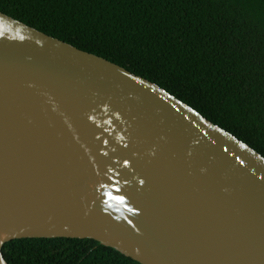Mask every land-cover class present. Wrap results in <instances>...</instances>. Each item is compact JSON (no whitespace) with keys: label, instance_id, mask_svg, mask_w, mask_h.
<instances>
[{"label":"water","instance_id":"1","mask_svg":"<svg viewBox=\"0 0 264 264\" xmlns=\"http://www.w3.org/2000/svg\"><path fill=\"white\" fill-rule=\"evenodd\" d=\"M24 239L93 240L140 264H264V156L0 11V264Z\"/></svg>","mask_w":264,"mask_h":264},{"label":"trees","instance_id":"2","mask_svg":"<svg viewBox=\"0 0 264 264\" xmlns=\"http://www.w3.org/2000/svg\"><path fill=\"white\" fill-rule=\"evenodd\" d=\"M0 11L159 85L264 156V0H0ZM3 252L9 264H140L93 240Z\"/></svg>","mask_w":264,"mask_h":264}]
</instances>
